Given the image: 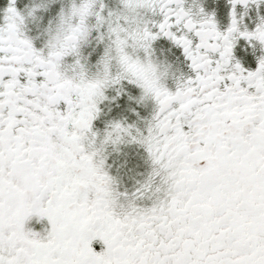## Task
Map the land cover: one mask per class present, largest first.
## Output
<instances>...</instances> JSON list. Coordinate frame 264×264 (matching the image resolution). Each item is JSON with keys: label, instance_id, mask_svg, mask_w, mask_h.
Instances as JSON below:
<instances>
[{"label": "snow or ice", "instance_id": "1", "mask_svg": "<svg viewBox=\"0 0 264 264\" xmlns=\"http://www.w3.org/2000/svg\"><path fill=\"white\" fill-rule=\"evenodd\" d=\"M0 264H264V0H0Z\"/></svg>", "mask_w": 264, "mask_h": 264}]
</instances>
